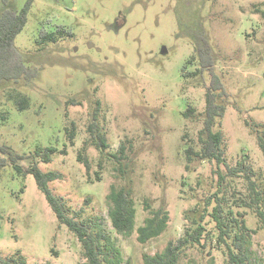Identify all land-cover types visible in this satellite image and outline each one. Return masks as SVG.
<instances>
[{
    "label": "rangeland",
    "instance_id": "1",
    "mask_svg": "<svg viewBox=\"0 0 264 264\" xmlns=\"http://www.w3.org/2000/svg\"><path fill=\"white\" fill-rule=\"evenodd\" d=\"M25 6L27 22L14 46L36 75L0 84V145L25 157L18 165L25 169L35 162L42 172L60 174L49 183L53 194L62 198L69 216L82 210L81 220L100 225L122 264H144L143 255L154 256L169 241L183 238L194 211L214 194L226 209L243 214L252 232L250 264H264V231L243 206L246 177L227 174L242 164L264 192V156L254 133L264 124V0H0V15ZM42 31L53 33L56 41H40ZM201 36L208 39L213 72L229 94L221 123L225 165L194 160L186 169L185 148L199 149V114L209 77L206 71L187 75L200 68L196 62L184 66ZM17 93L28 100L22 111L15 105ZM70 100L77 105L66 104ZM96 101L98 128L108 145L102 155L87 133ZM191 107L197 116L186 119ZM72 122L71 146L66 129ZM85 143L88 173L76 161ZM122 145L126 159L108 157L118 156ZM48 147L56 153L45 164L34 155ZM127 179L135 226L129 236H121L110 224L106 196L110 186ZM146 200L153 208L162 205L169 222L159 237L141 244L136 230L148 217ZM213 205L212 199L207 210ZM16 252L25 264L83 261L78 241L59 225L33 176L17 173L7 160L0 168V256ZM179 264L226 261L214 241L201 240L184 251Z\"/></svg>",
    "mask_w": 264,
    "mask_h": 264
},
{
    "label": "trees",
    "instance_id": "2",
    "mask_svg": "<svg viewBox=\"0 0 264 264\" xmlns=\"http://www.w3.org/2000/svg\"><path fill=\"white\" fill-rule=\"evenodd\" d=\"M27 8L25 6L19 12L5 10L0 15V84L9 81H27L36 75L35 70L24 66L21 56L14 46L16 36L23 30L27 22ZM262 16L264 17V12H262ZM40 41L55 42L56 40L53 33L48 34L42 31ZM195 62L198 63L200 68L193 72H187V75L194 78L206 71L209 83L204 93V110L199 114L202 122V128L197 135L199 149L195 151L190 146L185 148L184 154L187 162L185 168L187 169L188 164L194 160L215 163L219 167L225 165V144L221 123L226 106L229 103V94L226 92L220 78L213 72V58L206 36H201L194 41L193 56L186 62L184 67L195 64ZM14 100L19 111H22L27 106L28 100L25 95L17 93L14 95ZM66 104L77 105L74 100H70ZM98 115L99 103L96 101L95 108L89 116L87 133L90 136L89 144L102 155L108 145L105 136L98 128ZM196 116L192 107L188 108L184 113L186 119L195 118ZM255 127L254 133L257 146L264 156V124L256 125ZM66 139L72 146L75 139V125L73 122L66 129ZM89 144L85 143L76 156V161L84 167L87 173L90 170V163L84 155V151ZM124 152L125 147L122 145L118 149V156L117 154H108V157L120 162L126 159ZM55 153L56 149L48 147L40 152L37 151L34 156L38 157L42 163L47 164ZM61 153H66V147ZM2 156L7 157V160L14 165L17 173L23 176H33L37 189L44 195L47 205L59 225L66 227L78 241L83 259L79 264H122L118 251L100 225L81 220L82 210L75 212L73 216H69L62 198L53 194L49 188V183L61 179L60 174L42 172L35 162L22 169L18 162L25 157L15 154L5 145H0V168L7 164V160ZM101 168L102 165L99 162L98 169ZM119 169L125 180L124 169ZM227 174L231 178L240 177L241 174L246 177V190L248 192L246 197L248 202L243 201V206L252 211L257 219L258 229L264 231V192L258 182L254 179L252 180L253 171L242 166V164H238L234 168H228ZM220 179L222 180L223 177L220 176ZM95 180L97 182L100 181L98 172L95 173ZM106 199L109 204L108 218L113 230L118 235L129 236L134 231L136 210L128 179L124 185L110 186ZM212 199L214 205L208 211L207 207L211 205ZM204 205L205 207L201 211H194L193 218L190 219L189 229L185 232L183 238L169 241L164 250L154 256L143 255V263L179 264L180 257L187 248L199 245L201 240H204L214 241L215 246L223 250L226 264H250L251 252L249 243L252 232L247 228L243 214L226 209L225 202L217 194H214L212 198H208ZM240 205H237V208ZM144 210L148 213V217L144 220L143 225L136 230L137 241L141 244L159 237L169 222V213L162 205L158 208H153L146 200L144 202ZM185 217L189 219L187 214ZM0 264H25V259L20 252H16L10 256H0Z\"/></svg>",
    "mask_w": 264,
    "mask_h": 264
},
{
    "label": "water",
    "instance_id": "3",
    "mask_svg": "<svg viewBox=\"0 0 264 264\" xmlns=\"http://www.w3.org/2000/svg\"><path fill=\"white\" fill-rule=\"evenodd\" d=\"M162 52L165 53V50L163 49Z\"/></svg>",
    "mask_w": 264,
    "mask_h": 264
}]
</instances>
